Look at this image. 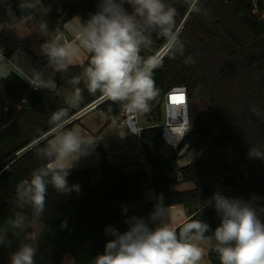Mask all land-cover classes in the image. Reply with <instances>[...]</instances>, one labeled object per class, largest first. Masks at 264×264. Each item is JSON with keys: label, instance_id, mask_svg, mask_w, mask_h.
I'll return each mask as SVG.
<instances>
[{"label": "trees", "instance_id": "trees-1", "mask_svg": "<svg viewBox=\"0 0 264 264\" xmlns=\"http://www.w3.org/2000/svg\"><path fill=\"white\" fill-rule=\"evenodd\" d=\"M29 0H0V50L10 59L18 49L29 50L31 40L19 37L15 28L31 19L41 29L47 24L43 42L63 31L73 18L84 24L99 10L100 0H40L35 7H27ZM176 9L182 53L172 57L170 51L160 60L153 79L158 95L149 102V110L160 108L159 102L174 86L183 85L190 100L205 99L209 104L192 121L190 131L178 148L167 144L161 129L147 126L140 135L147 169L126 172L123 166L111 164L102 153L95 168L69 169V186L77 185L69 193H59L48 185L44 212L33 214L28 205L21 206L16 196L17 184L30 179L33 170L49 165L37 150L45 147L57 127L72 131L76 123H65L82 109L96 101L101 94H90L83 84L81 99L68 103L63 90L72 98V77L79 75L90 60L57 71L55 90H30L29 83L16 73L0 79V93L19 104V109L0 104V226L9 218L24 215L42 225L36 243L35 264H64L68 256L73 264H94L114 239L110 231L129 230L130 217H148L157 207L183 206L189 213L185 223L201 220L208 224L205 237L213 236L221 217L213 206L200 210L199 203L211 195L197 187L174 191L180 183H193L205 174L203 158L185 167L179 166L182 152L193 150L235 148L237 163L244 167L236 176L225 175L224 182L238 190L236 199L250 204L264 222V159L249 155L251 148L264 151V0H166ZM131 12V6L124 4ZM152 43L142 48L141 56L153 57L163 43L151 35ZM48 59L46 55L43 57ZM191 60L192 62H187ZM119 122L124 108L121 103L107 100L96 107ZM54 121L59 122V125ZM163 121L161 113L153 124ZM151 188L162 204H146L140 208L126 207L143 203L146 189ZM215 193V192H213ZM30 230L9 229L4 245H0V264H10V257L21 245L32 244ZM211 264H220L215 249L208 253Z\"/></svg>", "mask_w": 264, "mask_h": 264}, {"label": "clouds", "instance_id": "clouds-1", "mask_svg": "<svg viewBox=\"0 0 264 264\" xmlns=\"http://www.w3.org/2000/svg\"><path fill=\"white\" fill-rule=\"evenodd\" d=\"M40 0H29L27 7H35ZM131 6V12L124 8ZM176 9L166 0H100L99 10L91 15L79 29L80 46L90 53V60L83 71L71 78L73 100L81 99L83 84L90 94L97 92L106 100L121 103L131 113L149 111V102L158 95L153 72L160 67L155 58L141 56L142 48L149 47L153 33L168 40L169 51L175 57L183 51L179 33L173 31ZM41 29L47 30L42 23ZM42 52L48 57L54 71H62L73 54L71 47L59 39L46 41ZM187 62H192L191 60ZM34 87L45 83L39 74L26 78ZM59 125V122L54 121ZM91 145L85 146L73 131H61L58 126L55 139L37 150L38 156L48 162L68 161L67 165L48 167L47 164L33 170L30 179L20 181L16 196L21 206L28 205L39 217L45 210L48 185L59 193L78 191L77 185L69 186L67 176L73 162ZM76 156V158L70 159ZM249 155L264 159V151L254 148ZM212 206L221 217L214 230L215 251L220 264H264V222L257 210L238 199H229L214 193ZM163 213L157 207L152 220L161 223L149 228L139 218H133L129 230L119 233L106 229L114 236L105 245L102 255L94 264H200L204 251L194 240H203L209 229L207 223L193 220L179 230L162 220ZM20 217L9 218L0 226V245H4L9 229H22ZM36 250L30 244L21 245L10 257V264H35Z\"/></svg>", "mask_w": 264, "mask_h": 264}, {"label": "crops", "instance_id": "crops-1", "mask_svg": "<svg viewBox=\"0 0 264 264\" xmlns=\"http://www.w3.org/2000/svg\"><path fill=\"white\" fill-rule=\"evenodd\" d=\"M76 19L80 21V25L82 26L83 23L81 22V19L79 17H75L64 26L62 32L58 33L53 38V41L59 39L64 44L69 45L71 47L72 52L77 48L79 50L76 56L71 55L69 57L65 67L70 65H81L87 60L88 56L90 55V53H88L85 49H83L81 46L78 45L79 36H80L79 29L81 27L78 26V28L74 27L70 29L73 21H75ZM24 22L19 23L15 28L16 34L19 37H24L18 33V29ZM1 29L2 26L0 25V31ZM44 33L45 31L39 32L38 37L37 36L35 37L37 39L24 37V38H29L31 40L30 49L27 50L24 48H20L10 59L5 58L2 54V51L0 50V55H2L5 58L1 61L2 63L1 70L3 72L1 75L2 78H7L11 73H16L29 83V80L26 78L32 77L33 74H39L41 79L45 80V83L42 84L39 88H46L52 91L56 89V85L55 88L53 89L49 87V84L52 79L54 80L57 71H53V74H46L44 71L50 65L49 60L43 58L45 54L41 50L35 51L32 49L34 45L43 43ZM5 66H10V70L4 71L3 68ZM6 73H9L7 77H5ZM63 95L65 99L68 101V103H72L73 98L68 91L63 90ZM0 104H2L4 107L8 106L9 108L14 109L15 103L11 99L0 93ZM97 110L102 114V116H98L97 118L92 117L91 116L92 113ZM118 119L119 122H117V124L116 123L114 124V122H110L107 114L97 108H94L73 119L76 120V123L72 126V131L75 132L80 137V139L82 140V142H84L86 147L88 145L91 146L86 150L85 154L81 155L77 160L73 162L70 169L78 170V169L95 168L101 162L102 159L101 155L102 153H104L111 164L123 166L126 172H131L139 168L148 170V166L146 165L145 158L141 160L133 161L131 159L121 156L122 148L126 145V142L128 139H130L131 135L128 133V130L123 124L122 116H119ZM107 126H109L107 129H111V131H113L114 133V137L112 138L113 141H111L110 139L107 140L103 138V135L106 130L105 128ZM121 132H124L126 136L122 137L120 135ZM54 139L55 136H53L51 141ZM140 148H142V146L137 147V150L135 151L136 155L141 154L142 151H139ZM75 158L76 156L73 155V157H71L70 159L74 160ZM67 163L68 161H54L50 163L48 167H59L61 165H67ZM216 177L217 176H215L214 178ZM214 181L217 182L216 179ZM192 184L193 183H180L175 185L173 187V190L186 191V190L195 189L196 187H194V185L192 186ZM144 196L145 199L143 203L132 204L126 207V212H129L131 208H140L150 203H155L158 206L162 204V197L156 196L151 188L146 189ZM206 203L207 202L204 201L199 203L200 210L205 208ZM158 208L163 213L162 216L163 222L167 223L170 227L174 229L180 226L182 223H184L189 217L188 211L183 206L180 205L170 206V207L159 206ZM133 218L142 219L148 225L149 228H154L161 223V221L159 220L153 221L152 215L148 217H130L128 221L132 223ZM192 243L197 244L204 251V257L200 261V264H211L208 258V253L211 250L215 249L216 242L214 240V237L208 236L205 237L203 240H199V241L194 240L192 241Z\"/></svg>", "mask_w": 264, "mask_h": 264}, {"label": "rangeland", "instance_id": "rangeland-1", "mask_svg": "<svg viewBox=\"0 0 264 264\" xmlns=\"http://www.w3.org/2000/svg\"><path fill=\"white\" fill-rule=\"evenodd\" d=\"M262 16H264V12L262 13ZM77 24H79V25H77ZM78 26L81 27L80 21L78 19H76L75 21H73L70 29L74 28V27L78 28ZM39 32H44V31L37 29V27H35L33 21H31V19L25 21L20 26V28L18 29V33L21 36L29 37L31 39H37L35 37L36 36L38 37ZM52 41H53V39H52ZM44 43L45 42H43L41 44H36L32 47V49L35 51H38V50L42 51V45ZM78 45L80 46V42H78ZM78 52H79V50L77 48V49L73 50L72 55L76 56V54ZM38 53H40V52H38ZM3 59H5V58L2 55H0V79L2 78L1 75L3 73L1 70V68H2L1 61ZM3 70L9 71L10 66H5L3 68ZM53 71H54L53 68L49 65L44 72L46 74H53ZM8 74L9 73H6L5 77H7ZM49 87L53 88V89L55 88V83H54L53 79L51 80ZM208 104H209L208 100H205V99L190 100L189 105H190L191 120L193 121L196 118V116L199 114V112L206 109ZM7 105H10V104H7ZM160 113H163V108L160 109L158 107L157 108L155 107L152 110H149L148 112H146L145 115H143L140 118L141 125L144 127L150 126L151 124L154 123V119L157 118V116ZM91 116L97 118L98 116H102V114L97 110V111L93 112ZM120 116H121V114H120ZM108 127L109 126H107L105 128L106 130H105V133L103 135V138L107 139V140L110 139L111 141H113L112 138L114 137V133H113V131H111V129H107ZM120 135L122 137L126 136L124 132H121ZM139 138H140L139 136L131 135L130 139H128L126 142V145L122 148L121 156L128 158V159H131L133 161H137V160H141V159L145 158L143 150H142L140 155L135 154L137 147L142 146ZM182 154H183V156L179 161L180 167H185L186 165L193 163L194 161H196L200 157L203 158V163H204V167H205V174L198 180L197 186L195 184H192V186L194 185V187H196V188L202 187L203 190H205L206 192H208L211 195V197L214 194L213 192L219 193V194H221V195H223L229 199H236L238 197V195H239L238 190L231 189L230 187H228L227 184L224 182L223 177L221 176V174L229 175V176H236L239 173H242L241 171L244 170V167L240 166L237 163V153H236L235 148L231 147V148H227V149H224V148L212 149L209 151L200 150L199 152H195L193 150L186 152V149H185L182 152ZM215 176H217V177L214 178ZM215 179L217 180V182L214 181ZM19 217L23 219L24 225L30 230L31 236L33 239L31 246L35 249L37 239H38L40 231L42 230V227L39 223L33 221L32 219H30L24 215H20ZM72 263H73V258L71 256H68L66 258L64 264H72Z\"/></svg>", "mask_w": 264, "mask_h": 264}, {"label": "built area", "instance_id": "built-area-1", "mask_svg": "<svg viewBox=\"0 0 264 264\" xmlns=\"http://www.w3.org/2000/svg\"><path fill=\"white\" fill-rule=\"evenodd\" d=\"M181 31L178 28L177 32ZM169 52L168 40L162 44L160 49L152 57L155 58L158 62L162 60L166 54ZM30 90H38L39 87H34L29 82ZM107 101L102 96H100L96 101L92 102L90 105L82 109L76 115L71 117L65 123L71 122L75 117L80 116L94 108H96L101 103ZM190 98L188 96V90L186 86L178 85L172 87L160 100L159 107L163 108V113H161L163 121L160 124H151L152 127H157L161 129V134L163 140L174 148H178L183 142L184 137L190 131L192 126V120L190 117ZM14 108L17 110L20 108L19 104H14ZM6 110H9V107H5ZM145 113H131L125 108L121 111V116L123 119V124L131 135L139 136L142 131L146 128L141 125L140 118L145 115ZM143 148H140L139 151H142ZM213 197V196H212ZM212 198L205 204V208L212 206Z\"/></svg>", "mask_w": 264, "mask_h": 264}, {"label": "water", "instance_id": "water-1", "mask_svg": "<svg viewBox=\"0 0 264 264\" xmlns=\"http://www.w3.org/2000/svg\"><path fill=\"white\" fill-rule=\"evenodd\" d=\"M226 1H227V2H230V1H232V0H226ZM152 35L156 38V40H157L158 43H163V42L165 41V39H166V38H164V37H159V38H158V37L156 36L155 33H153ZM220 174H221V173H220ZM221 176H222V177H225V175H223V174H221Z\"/></svg>", "mask_w": 264, "mask_h": 264}]
</instances>
